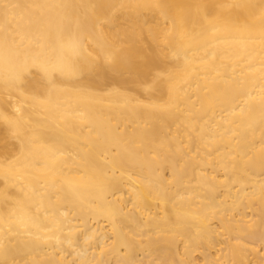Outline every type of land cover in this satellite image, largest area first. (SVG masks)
Returning a JSON list of instances; mask_svg holds the SVG:
<instances>
[{
	"label": "bare ground",
	"instance_id": "6f19581e",
	"mask_svg": "<svg viewBox=\"0 0 264 264\" xmlns=\"http://www.w3.org/2000/svg\"><path fill=\"white\" fill-rule=\"evenodd\" d=\"M0 264H264V0H0Z\"/></svg>",
	"mask_w": 264,
	"mask_h": 264
}]
</instances>
